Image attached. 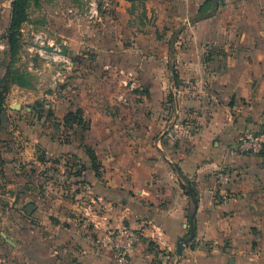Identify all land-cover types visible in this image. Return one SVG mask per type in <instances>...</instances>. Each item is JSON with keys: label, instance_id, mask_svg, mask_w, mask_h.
Returning <instances> with one entry per match:
<instances>
[{"label": "crops", "instance_id": "crops-1", "mask_svg": "<svg viewBox=\"0 0 264 264\" xmlns=\"http://www.w3.org/2000/svg\"><path fill=\"white\" fill-rule=\"evenodd\" d=\"M208 1L145 0L143 25L124 30L130 93L55 100L60 133L70 111L87 123L83 141L43 142L60 181L14 168L27 133L15 126L20 107L2 112L4 177L32 187L0 264H114L99 239L120 226L140 233L130 264H264V152L232 149L238 133L264 126V0H218L197 19ZM6 65L3 53L0 77ZM192 212L194 237L178 256Z\"/></svg>", "mask_w": 264, "mask_h": 264}, {"label": "rangeland", "instance_id": "rangeland-1", "mask_svg": "<svg viewBox=\"0 0 264 264\" xmlns=\"http://www.w3.org/2000/svg\"><path fill=\"white\" fill-rule=\"evenodd\" d=\"M144 1L128 0L124 7L118 0H0V42L4 44L0 55L6 53L7 64L0 77L2 112L11 116L10 107H20L15 126L27 133L15 143L22 153L15 156L16 170L36 171L42 179L53 174L60 181L61 170L46 164L49 152L44 140L86 138L82 124L60 133L52 112L55 100L68 93H130L123 80L130 68L132 56L126 48L131 37L124 30L144 23ZM38 46L57 51L65 47L66 53ZM1 142L0 249L11 250L23 228L20 218L28 219L32 186L4 177Z\"/></svg>", "mask_w": 264, "mask_h": 264}, {"label": "built area", "instance_id": "built-area-1", "mask_svg": "<svg viewBox=\"0 0 264 264\" xmlns=\"http://www.w3.org/2000/svg\"><path fill=\"white\" fill-rule=\"evenodd\" d=\"M3 47L4 44L1 43L0 48ZM232 149L236 153L248 155L264 152V126L238 133L233 140ZM216 177L219 179L220 174ZM139 236L138 230L120 226L108 228L99 240L103 246L111 249L114 264H130L129 252Z\"/></svg>", "mask_w": 264, "mask_h": 264}, {"label": "trees", "instance_id": "trees-1", "mask_svg": "<svg viewBox=\"0 0 264 264\" xmlns=\"http://www.w3.org/2000/svg\"><path fill=\"white\" fill-rule=\"evenodd\" d=\"M217 2H215L214 0H210L208 2H206L201 8H200V11L198 12L196 18L197 19H200V18H204L206 16H209L211 15L212 13H214L218 6L220 5L218 3V0H216ZM12 7L15 8V4L12 3ZM3 107H4V104H3V98L1 97L0 95V127H1V114H2V111H3ZM64 123L69 126L70 128L73 127L74 124H77V125H86V128H87V123H86V120L83 119L82 115H81V110L80 109H77L76 111H70L68 112L64 118ZM86 152L88 153V155L90 156V158L92 159L93 163H95V156H94V153L91 149H89L88 147H86Z\"/></svg>", "mask_w": 264, "mask_h": 264}, {"label": "water", "instance_id": "water-1", "mask_svg": "<svg viewBox=\"0 0 264 264\" xmlns=\"http://www.w3.org/2000/svg\"><path fill=\"white\" fill-rule=\"evenodd\" d=\"M38 48L43 49V50H47V51L59 52L60 54H65L66 53V48L65 47H62L61 51H57V50L53 49L50 46H38ZM190 194H191V191H190ZM193 219H194V213L192 212L190 214V217H189L190 230H189L188 236L187 237H180L178 239V241H177V244H176V252H177L178 256L181 254L182 245L184 243H187V242L191 241L192 238L194 237L195 228H194V225H193Z\"/></svg>", "mask_w": 264, "mask_h": 264}]
</instances>
